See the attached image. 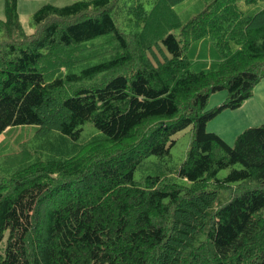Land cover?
<instances>
[{
  "label": "trees",
  "instance_id": "obj_1",
  "mask_svg": "<svg viewBox=\"0 0 264 264\" xmlns=\"http://www.w3.org/2000/svg\"><path fill=\"white\" fill-rule=\"evenodd\" d=\"M18 2L0 19V137L36 126L75 146L64 160L7 155L0 264H264V124L234 145L207 130L264 80V0L45 4L30 35ZM200 42L210 63L188 54ZM189 127L172 171L183 183L170 182L173 137ZM150 157L159 170L136 180Z\"/></svg>",
  "mask_w": 264,
  "mask_h": 264
},
{
  "label": "rangeland",
  "instance_id": "obj_2",
  "mask_svg": "<svg viewBox=\"0 0 264 264\" xmlns=\"http://www.w3.org/2000/svg\"><path fill=\"white\" fill-rule=\"evenodd\" d=\"M77 1L83 0H19L18 10L24 32L28 35L36 32V26L33 24V15L45 4L54 6H66ZM189 3H184L176 7L178 14L185 16L191 8ZM0 19H5V0H0ZM1 36V33H0ZM89 47V44L87 45ZM90 48L81 53V58L90 56ZM103 51L102 49L100 52ZM192 59L197 61L206 60L209 63L214 59L215 52L211 42L197 43L188 53ZM108 56V54L104 55ZM94 61H97L95 59ZM90 64L89 61H81L77 63L74 71H79L80 66ZM79 66V67H78ZM227 98L226 91H220L211 96L208 108H214L220 105ZM264 124V80H262L254 89L253 96L248 99L241 108L223 112L218 118L208 125V132L219 134L229 145H234L238 135L249 128L259 127ZM97 130L90 124L84 126L81 134L80 142L90 137L91 132ZM192 138V127H189L178 134L173 139L174 146L171 148L173 162L167 164L169 168L165 177L170 182L182 184L174 172V166H180L186 157ZM75 146L71 141H65L62 135L53 131L47 136H41L36 126H27L15 128L6 135L0 137V178L9 176L2 168L5 166V160L8 154L17 153L21 148H26L32 152L35 157L47 160H64L71 156L72 148ZM159 158L150 157L136 171V180H141L143 176L155 175L159 170ZM229 170L220 172V176H226Z\"/></svg>",
  "mask_w": 264,
  "mask_h": 264
}]
</instances>
